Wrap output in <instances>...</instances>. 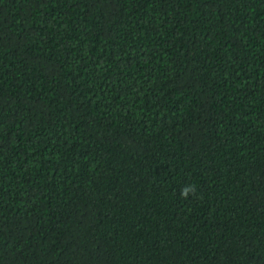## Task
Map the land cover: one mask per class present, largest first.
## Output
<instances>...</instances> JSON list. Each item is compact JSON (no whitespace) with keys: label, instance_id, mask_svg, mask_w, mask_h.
Masks as SVG:
<instances>
[{"label":"trees","instance_id":"1","mask_svg":"<svg viewBox=\"0 0 264 264\" xmlns=\"http://www.w3.org/2000/svg\"><path fill=\"white\" fill-rule=\"evenodd\" d=\"M0 264H264V0H0Z\"/></svg>","mask_w":264,"mask_h":264},{"label":"clouds","instance_id":"2","mask_svg":"<svg viewBox=\"0 0 264 264\" xmlns=\"http://www.w3.org/2000/svg\"><path fill=\"white\" fill-rule=\"evenodd\" d=\"M194 191V186L192 185H186L182 190H181V195L187 198L190 192Z\"/></svg>","mask_w":264,"mask_h":264}]
</instances>
